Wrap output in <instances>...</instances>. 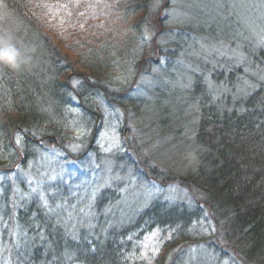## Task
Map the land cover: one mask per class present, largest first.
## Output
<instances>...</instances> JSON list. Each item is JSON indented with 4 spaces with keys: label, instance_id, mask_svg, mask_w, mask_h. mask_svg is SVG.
<instances>
[{
    "label": "trees",
    "instance_id": "trees-1",
    "mask_svg": "<svg viewBox=\"0 0 264 264\" xmlns=\"http://www.w3.org/2000/svg\"><path fill=\"white\" fill-rule=\"evenodd\" d=\"M66 1H52L45 8L37 0H0V49L13 47L23 61L18 70L0 65V158L24 163L31 154L36 155L32 152L37 148L61 150L72 140L70 129L75 121L92 135L97 134L102 113L98 101L95 105L93 100L106 95L115 108L122 107L127 117L131 111L138 119L144 116L148 127L159 134L166 132L169 125L176 127L174 122L181 124L177 132L188 126V145L195 154V167L178 182L182 202L174 207L152 204L137 217L118 221L123 223L119 228H109L100 218L92 222L93 232L83 224L68 233L66 226L58 224L57 216L55 224L48 226H31L28 222L30 235L43 231L48 241L45 239L43 248L38 245L34 256L24 264H175L182 257L179 251L189 253L192 247L209 244L214 234L229 248L237 264H264V42L243 47L239 62L223 56L216 65L211 59L197 61L202 70L192 71L185 84L188 99H175L158 89L164 73L171 77V69L185 56L188 43L205 37L223 41L219 33L206 26L184 24L179 30L158 33L157 39L166 37L167 41L157 43V47L148 43L145 28L154 14V0H112L113 8L102 0H90V5L87 0ZM117 1H121L119 5ZM52 6V12H59L60 18L50 23L44 10ZM133 30L139 37L131 35ZM65 33L71 35L73 43L82 36L92 42L103 41L89 52L75 48L74 54L84 58L86 53L92 64L87 75L75 73L74 61L62 53ZM235 40H226L222 50ZM127 45L131 47L125 48ZM148 53L153 56L150 61L145 60ZM154 58L159 59L151 61ZM152 62L155 67L163 66L159 75L154 74L153 89L133 100L132 87L125 86L115 89L114 96L105 79L114 63L127 65L128 74L134 70L138 78L149 75ZM68 75L73 82L69 83ZM153 103L157 107L154 112L162 115L159 119L156 114L150 116ZM143 108L146 111L140 110ZM126 116L124 126H128ZM179 138L173 135L172 144ZM167 140L161 137L158 143ZM170 144L162 145L167 149ZM130 165L136 174L146 175L141 163ZM109 202L108 195H100L94 208L103 213L105 207L113 206H107ZM29 204L18 205L14 196L11 203L4 205V221L10 234L18 224L22 225V210ZM144 221L147 227L139 232ZM154 232L164 234L167 240L140 261L144 238ZM135 244H141L138 256L133 252ZM48 246L50 250H46Z\"/></svg>",
    "mask_w": 264,
    "mask_h": 264
},
{
    "label": "rangeland",
    "instance_id": "rangeland-1",
    "mask_svg": "<svg viewBox=\"0 0 264 264\" xmlns=\"http://www.w3.org/2000/svg\"><path fill=\"white\" fill-rule=\"evenodd\" d=\"M37 1L39 4L42 2L46 8L49 3L58 0ZM64 1L61 0V2ZM102 1L112 8L115 6L112 0ZM87 2L90 5V0ZM119 2L121 1H117L118 5ZM154 3V14L145 26L150 45L157 46V43L167 41L165 36L160 40L157 39L156 36L161 31L179 30L184 24L206 26L219 33L223 39V41H217L205 37L202 41L188 43L185 56L175 62L171 69V77L164 73L158 87L162 94L171 95L175 99L179 97L183 100L188 99L184 92L185 84L190 81L192 71L202 70L198 67L197 61L210 62L211 59L213 65H216L220 63L219 57L223 56L225 60L234 58L239 62L243 57V47L264 42V0H154ZM52 10H54L53 6L44 10L46 21L50 23L54 22L53 19L60 18L59 12H52ZM131 19L134 18L131 17ZM163 20L165 23L162 25ZM131 35L139 37L134 30ZM229 39L236 40L226 44L228 47L223 51L222 44L225 45L226 40ZM61 42L62 53L72 58L70 60L74 61L77 67L74 72L87 75L90 72L88 66L91 67L92 64H89L86 53L83 52L84 58L74 54L75 48L89 52L94 47L98 48L99 44L94 46L95 44L103 41L92 42V39L82 36L80 39L75 38L73 43L71 35L65 33ZM130 47L127 45L125 48ZM152 57V54L148 53L145 60L150 61ZM154 59L151 61H157L159 58ZM117 61L122 63L120 58H117ZM227 64L230 65L228 61H225V65ZM127 68L125 64L114 63L109 69L110 75H106L105 79L109 82L114 96L115 89L120 90L125 89V86L127 88L131 86L130 98L133 100L141 99L144 93L153 89L156 82L154 74L159 75L163 70V66L155 67L152 62L148 71L149 75L137 78L136 71H130L131 73L128 74ZM68 78H70L69 83L73 82L71 76ZM100 98L93 100L95 105L98 101L97 107L102 113V122L97 134L93 132L92 135L86 127L75 121L73 128L70 129L72 140L63 144L61 150L46 151L34 148L35 151L32 153L36 155L31 154L24 163L17 159L10 161V159L0 158V264H24L34 256L38 245L43 248V242L47 240L46 235L43 231L37 236L30 235L29 223L31 226L44 224L48 226L57 221L55 218L57 216L58 224L66 226L68 233L71 231L74 233L83 224L90 226L93 232L92 222L99 218L104 219L109 228H119L123 223L118 221L126 222L137 217L152 204L174 207L183 201V193L179 190L178 182L185 172L195 167V154L189 150L191 146L188 145V138L191 136L188 126L184 128L182 126V131L177 132L175 129L177 130L181 124L174 122L176 127L169 125L165 127L168 129L166 132L159 134L155 129L148 127L149 124L144 121V116L138 119L131 115L134 114L131 111L128 113L129 120L122 107L115 108L107 100L106 95ZM116 104H119L118 98ZM155 108H157L156 104L153 103V107L149 110L150 113L153 112L150 116L156 114V118L159 119L162 115L154 112ZM140 110L146 111V108ZM124 116L128 126L123 124ZM165 121L167 124L168 119ZM173 135H180V138L172 144ZM160 136L168 137V140L159 144ZM169 143H171L169 148L163 147ZM79 152L82 156H79ZM118 157L120 160L125 159V162L120 163ZM133 163H137L138 166L141 163L140 167L146 175L136 174L134 166L130 165ZM13 164L15 167H12ZM150 168L155 169L156 172L153 173ZM103 194L110 198L111 202L107 206L109 204L113 206L105 207L102 210L103 213H98L94 206ZM13 195L18 198V205L33 201L31 204H37L38 207L32 208L29 204L28 207L32 209L27 207L26 210H22L25 215L20 217V221L23 223L18 224L17 229L10 234L9 225L4 221L7 215L4 205L11 203ZM51 200L53 202H49ZM47 204L50 209L46 206ZM140 216L142 219L143 215ZM115 220L117 221L113 223ZM146 223L144 221L142 227L140 226L139 232L147 227ZM59 225L56 226L59 228ZM154 233L146 235L142 248L141 244L134 245L133 252L137 256V249L141 248L140 261L145 260L149 252L156 251L160 244L166 242L164 234ZM102 236L105 238V234ZM219 240L214 234L212 239L208 240L209 244L192 247L189 253L187 250L179 251L182 257L175 264H237L232 253L228 251L229 248L221 244ZM50 249L51 247L48 246L46 250ZM168 259L170 261L171 257Z\"/></svg>",
    "mask_w": 264,
    "mask_h": 264
},
{
    "label": "clouds",
    "instance_id": "clouds-1",
    "mask_svg": "<svg viewBox=\"0 0 264 264\" xmlns=\"http://www.w3.org/2000/svg\"><path fill=\"white\" fill-rule=\"evenodd\" d=\"M23 61L20 54L11 46L0 49V65L7 66L11 70L22 67Z\"/></svg>",
    "mask_w": 264,
    "mask_h": 264
}]
</instances>
